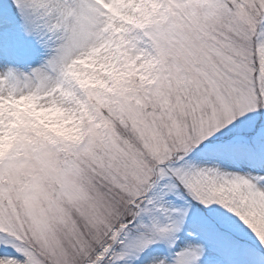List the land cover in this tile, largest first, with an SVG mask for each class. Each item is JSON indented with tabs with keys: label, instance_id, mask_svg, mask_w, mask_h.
Wrapping results in <instances>:
<instances>
[{
	"label": "snow or ice",
	"instance_id": "obj_1",
	"mask_svg": "<svg viewBox=\"0 0 264 264\" xmlns=\"http://www.w3.org/2000/svg\"><path fill=\"white\" fill-rule=\"evenodd\" d=\"M0 264H264V0H0Z\"/></svg>",
	"mask_w": 264,
	"mask_h": 264
}]
</instances>
